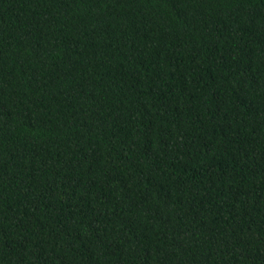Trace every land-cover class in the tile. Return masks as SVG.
<instances>
[{
	"label": "trees",
	"instance_id": "16d2710c",
	"mask_svg": "<svg viewBox=\"0 0 264 264\" xmlns=\"http://www.w3.org/2000/svg\"><path fill=\"white\" fill-rule=\"evenodd\" d=\"M0 264H264V0H0Z\"/></svg>",
	"mask_w": 264,
	"mask_h": 264
}]
</instances>
